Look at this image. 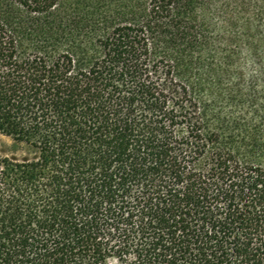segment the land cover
Listing matches in <instances>:
<instances>
[{"label": "trees", "instance_id": "16d2710c", "mask_svg": "<svg viewBox=\"0 0 264 264\" xmlns=\"http://www.w3.org/2000/svg\"><path fill=\"white\" fill-rule=\"evenodd\" d=\"M0 264H264V0H0Z\"/></svg>", "mask_w": 264, "mask_h": 264}, {"label": "rangeland", "instance_id": "374dc122", "mask_svg": "<svg viewBox=\"0 0 264 264\" xmlns=\"http://www.w3.org/2000/svg\"><path fill=\"white\" fill-rule=\"evenodd\" d=\"M12 149H13V141L0 134V155H7L12 153Z\"/></svg>", "mask_w": 264, "mask_h": 264}]
</instances>
